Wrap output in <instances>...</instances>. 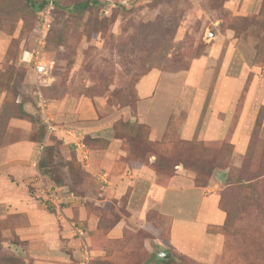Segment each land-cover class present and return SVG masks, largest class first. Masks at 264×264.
Here are the masks:
<instances>
[{"label": "rangeland", "instance_id": "obj_1", "mask_svg": "<svg viewBox=\"0 0 264 264\" xmlns=\"http://www.w3.org/2000/svg\"><path fill=\"white\" fill-rule=\"evenodd\" d=\"M128 7L60 8L42 39L38 15L26 0H0V72L9 78L3 86L14 91V76L24 77L25 85L19 82V86L33 106H40L42 92L54 119L55 130L47 129L45 136L51 146L40 142L39 164L34 167L41 186L29 187V196L48 212L63 213L68 195L74 199L96 195L103 201L99 207L112 209V219L118 221L131 214L128 190L120 193L114 183L112 189L99 188L112 175L134 179L127 158L133 153L150 155L154 163L146 165L159 171L158 183L167 184L175 177L178 183L198 187L165 201L163 206L176 209L175 216L194 218L198 195L216 187L218 208L226 217L213 225V231L224 235V244L211 262L196 260L167 242L172 220L165 218L159 219L156 233L151 226L147 234L137 236L139 245L145 238L162 237L167 244L165 258L174 255L173 264H264V0H139ZM26 51L45 62L46 73L37 74L33 63L21 61ZM256 75L258 86L248 100ZM246 99L255 123L250 125L254 128L247 150L238 154L236 122ZM38 114L30 133L34 142L43 121L40 110ZM171 115L182 124L179 130L166 132ZM142 123L150 127H141ZM86 135L103 141L90 148ZM46 148L55 171L65 175L64 188L56 189L44 179L40 160ZM34 150L38 154L37 146ZM71 168L77 179L69 174ZM223 172L224 181L219 178ZM84 173L92 175L94 186L82 181ZM228 176L241 184H229ZM85 200L87 206L92 198ZM228 209L235 213L230 234L224 229ZM2 213L0 264H29L24 256L27 242L16 232L28 226V213ZM73 219L67 221L74 229ZM126 243L118 248L123 264H144L150 253ZM81 248L85 258L83 244Z\"/></svg>", "mask_w": 264, "mask_h": 264}, {"label": "crops", "instance_id": "obj_2", "mask_svg": "<svg viewBox=\"0 0 264 264\" xmlns=\"http://www.w3.org/2000/svg\"><path fill=\"white\" fill-rule=\"evenodd\" d=\"M2 53L3 48L0 43V57ZM4 73L0 72V76ZM257 79L256 75L254 83H250L247 93L248 100L254 97L253 93L258 86L255 85ZM23 84L25 85V81ZM24 87L26 88V86ZM21 90L23 94L18 95L16 102L22 105L23 111L18 115L14 114L12 106L7 103V92L0 89V127H3L0 129V134H2L0 135V200L3 201L0 205V212L24 211L28 213V226L18 228L16 232L27 242L26 255L24 256L31 264H117V258L114 257L113 252L114 241L125 239L126 233H128L130 238L127 239L126 244L133 245L135 241L132 237L140 230L149 232L146 229L152 226V232H157L159 227H156L154 222H150L146 217L150 209H155L172 220L170 240L167 242H170L177 251L186 252L196 260L208 263L219 254V250L224 244V235L221 232L208 229L210 226L222 224L226 217V214L218 208L220 195L216 187L209 186L203 189V196L198 195L199 211L194 218L192 216L184 217L183 214L175 216L176 209L163 206L165 201L170 196L174 200L182 198L186 196V192L198 187L188 183H178L180 180H173L175 177L170 178L167 184H160L157 182L159 178L156 171L151 165L135 166L133 171L129 170L133 172L134 179L124 178L125 175H112L113 182L110 180L109 183L107 182L108 184L101 185L99 189L102 190L104 187L112 189L111 183H114V186L119 184L118 191L121 190L120 193L126 188L129 196L126 198V203L131 209L129 217H120L106 233L102 234L103 236L98 234L99 217L90 212L84 202L87 201L86 198L90 197L94 205H102V199H98L96 195H86L82 199L80 197L74 199L73 194L68 195L65 205H63V213H50L44 205H41V202L37 199L38 202L34 201L35 198L29 196L30 193L28 194L27 191L29 187L41 186V183L36 182L35 179L38 168L34 167L36 163L39 164L40 142L46 144V140L39 142L30 140L32 135L30 133L35 126L32 119L39 113L38 104L34 107L30 95L23 89ZM252 108L248 101L244 102L236 122V142L234 144L238 154L245 152L248 148L254 128L251 129L250 125L254 126L255 123ZM2 121L4 123H1ZM248 132L249 134H247ZM34 146H37L38 154L34 150ZM111 167L112 164L109 172ZM90 176L92 177V175ZM177 177L184 179L185 176L178 175ZM44 179L52 182L46 175ZM88 182L94 186L90 177ZM104 183H106V179ZM190 183L192 182L190 181ZM129 186H132L131 192ZM60 188H64V185H61ZM18 189L20 191L16 192ZM37 190L38 193L41 192V190ZM139 195L140 198H138ZM133 204L136 206L135 210ZM8 208L10 212L7 211ZM68 217L74 218L73 222H79L78 224L86 230V242L91 253L90 261L85 260L81 248L83 241L68 223ZM143 243L145 249L151 254L148 264H155L157 258H165L159 256L167 248L162 237L157 236L152 240L145 238ZM158 247L161 248L158 249ZM144 264L146 263L144 262Z\"/></svg>", "mask_w": 264, "mask_h": 264}, {"label": "trees", "instance_id": "obj_3", "mask_svg": "<svg viewBox=\"0 0 264 264\" xmlns=\"http://www.w3.org/2000/svg\"><path fill=\"white\" fill-rule=\"evenodd\" d=\"M26 1L28 2V4L31 7V9L34 10V12L37 13L38 19L40 21V10L44 7V1H42V0H26ZM63 1L64 0H56V6H55V10L53 12V15L54 16H55V13L57 12V10H59L60 8H66V9H69V10L84 11L85 9H87L91 5H96V6L100 5L102 7V5H101V3H100L99 0H79L74 5H67V4L63 3ZM122 7L129 8L128 5H122ZM8 79H9L8 76L7 75L5 76V74L2 75V76H0V89H3V90H5L7 92V103L12 106L11 109L14 112V114H18L19 115L23 111V109H22V105L21 104H17L16 99L18 98V95H21V93H22V90H21L22 87L19 86L20 85L19 82H22V84H23L24 77H23V79L19 78V79L16 80L15 79V76H14L13 80H15L16 82L14 83V86H12V87L14 89H16L17 91L16 90H14V91L11 90V92H10V90L8 88H6V87L3 86L4 84L7 85L9 83ZM38 112H39V108H38ZM39 117H41V116H39ZM40 119L42 121V117ZM177 119L178 118H176L174 116L172 117V115L170 116V119H169V121L167 123V130H166V132L171 131V129L174 130V131L177 130V129L178 130L180 129L182 122L177 121ZM1 123H4V121H2ZM141 127H144V128L147 129V128L150 127V125H147L146 123H142L141 124ZM0 129H3V127H0ZM40 129H41V134H39V136L37 134L38 137L35 138V140H37V141L46 140V144L45 145H47V147H50L51 144H49L48 141H47V140H50V139H48V137L46 139V137H45L46 136V130L47 129H46V125H45V123L43 121H42V123L40 125ZM39 133H40V131H39ZM0 135H2V134H0ZM84 137H86V141L85 142L87 143V145H90V148L91 147H94L96 145H100L102 143V141H103V139L100 138V137L93 138L90 135H86ZM149 141L155 142V141L150 140V139H149ZM0 143H1V140H0ZM44 151L45 152L42 155L41 160H40V166H41V168L43 170V174H45L46 176H48L50 178L49 180H51L52 183L54 182L53 184H54V187L56 189H61L60 186L61 185H65L64 183L67 182V181H65L66 178L64 179L65 175H64V173L62 174L60 172H56L55 171L54 165L51 163L52 155H51L50 148H46ZM129 156H130V158H127L126 162L129 163L130 164L129 166H131V167L142 166V165L153 164L154 163V161H151L150 155H141L140 156L137 153H135V154L133 153V156L132 155H129ZM70 159H71V157H70ZM146 159L147 160L149 159L150 162L148 163L147 161H145ZM76 162L79 163L78 160ZM184 165L186 166L185 163H184ZM176 169H177V167L175 166L173 172H176ZM154 170L156 171V174H157L158 178L160 179V176L158 174L159 171L156 170L155 168H154ZM68 171H69V174H71V176L73 178H76V179L78 178L77 176L74 175L75 172H74L73 168H71ZM119 172H120V170H119L118 166L115 165L114 166V173L115 174H118ZM71 176H70V178L73 179ZM89 177L93 181V177H91L87 173H84V176L82 177L83 179L82 178L81 179H82V181L83 180H85V181L87 180L88 181L89 180ZM227 179L230 180L229 181V184H233L235 181H236V184H241V181L239 179H236L235 177L228 176ZM75 183H77V182H75ZM73 187L74 186L72 185L71 188H73ZM99 206L100 205H94L92 202H89L88 205H87V208L89 209L90 212L95 213L99 217V227H98L99 233L98 234H100L101 236H103L102 234L106 233L110 229V227H112L117 222V220H113L112 219V215H113L112 214L113 212H111L112 209L111 210H108V208L99 207ZM226 212H227V219H226V222L224 224V229L227 231L228 234H230L231 233V229L233 227L232 226V222L235 219V213L232 210H229V209L226 210ZM147 214L149 215V217H147V219L150 222L153 221L154 222V225L156 227H161V224L159 223V221L160 220L164 221L165 218H166L165 215H163L162 213H159L156 210H150V212L147 213ZM236 217H237V212H236ZM209 229L212 230V231L213 230H216V228L214 226H210ZM142 234H147V232L145 230H140L138 233H136L132 237V238L136 237V240L133 243V245H135L136 248H142L140 250H145L147 253H149L145 249L143 242L140 243V245H139V242H137V236L142 235ZM128 238H130V236H129L128 233H126V238L125 239H122V240H119V241H114L115 243H114V250H113V252H114V257L117 258V261H116L117 264H123V261L121 260V257L118 256L119 253H120L118 248L121 247L122 245H124L123 242L126 243V241H127ZM126 245L127 244H125V246ZM112 249H113V246H112ZM148 255L151 257L150 254H148ZM149 256L144 260L146 264H148V261L150 260L149 259L150 258ZM24 260H25V258H24ZM174 261H175V257H174V255H172L169 259H167V258H157L155 264H173ZM29 264H31V263L29 262Z\"/></svg>", "mask_w": 264, "mask_h": 264}, {"label": "built area", "instance_id": "obj_4", "mask_svg": "<svg viewBox=\"0 0 264 264\" xmlns=\"http://www.w3.org/2000/svg\"><path fill=\"white\" fill-rule=\"evenodd\" d=\"M42 1H44V7L40 10L39 32L42 36L41 38L44 39L46 38V35L51 29L53 23V19H54L53 12L55 10L56 0H42ZM99 1L103 8H112L116 6L118 7V5H128L131 2H136L139 0H99ZM28 54L29 55L31 54V56L28 57ZM23 55L24 56L22 60L25 62L27 61L29 63H33L34 69L37 74L46 73L47 65L42 60H39L38 56H33V54L30 53L29 51H26ZM38 100L40 103V106L38 108L40 110V113L42 114L41 116L43 122L46 125V129H48V131L55 130V126L53 123L54 119L51 116H49V113L47 111V99L45 96H43L42 92H39ZM73 226L78 237L83 241L82 243L83 248L86 252L85 260L90 261L91 253L89 251V245L86 242V234L84 232L85 229L83 227L81 228L80 225L77 224H73Z\"/></svg>", "mask_w": 264, "mask_h": 264}, {"label": "water", "instance_id": "obj_5", "mask_svg": "<svg viewBox=\"0 0 264 264\" xmlns=\"http://www.w3.org/2000/svg\"><path fill=\"white\" fill-rule=\"evenodd\" d=\"M226 175H227L226 172L221 173V174H220V177H219L220 180L224 181L225 178H226ZM161 256H163V257H167L168 255H167V254H164V253H161Z\"/></svg>", "mask_w": 264, "mask_h": 264}]
</instances>
